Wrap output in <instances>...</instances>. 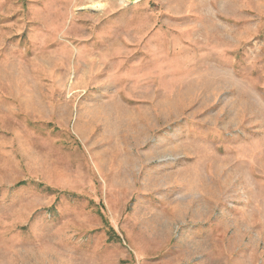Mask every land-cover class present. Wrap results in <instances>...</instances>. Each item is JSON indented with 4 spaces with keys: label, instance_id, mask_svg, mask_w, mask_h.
Returning <instances> with one entry per match:
<instances>
[{
    "label": "rangeland",
    "instance_id": "374dc122",
    "mask_svg": "<svg viewBox=\"0 0 264 264\" xmlns=\"http://www.w3.org/2000/svg\"><path fill=\"white\" fill-rule=\"evenodd\" d=\"M0 264H264V0H0Z\"/></svg>",
    "mask_w": 264,
    "mask_h": 264
}]
</instances>
